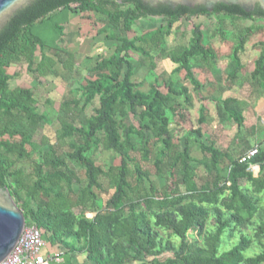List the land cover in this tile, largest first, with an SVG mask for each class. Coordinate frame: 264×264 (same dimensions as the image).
I'll use <instances>...</instances> for the list:
<instances>
[{
    "label": "trees",
    "instance_id": "trees-1",
    "mask_svg": "<svg viewBox=\"0 0 264 264\" xmlns=\"http://www.w3.org/2000/svg\"><path fill=\"white\" fill-rule=\"evenodd\" d=\"M92 13L105 18L107 29L98 34L109 31L105 40L116 41L115 50L108 57L97 56L76 96L60 104L65 116L58 118L54 140L44 137L37 144L32 131L45 115L31 88L12 87L16 73L9 68L26 64L29 72L47 76L57 62L47 55L54 49L70 56L71 69L73 55L61 50L58 42L65 36L70 14ZM60 14L64 19L54 23L51 40L35 32ZM213 15L223 16L214 35L226 40L229 34L232 40L228 57L233 67L227 81L236 85L250 37L264 30V10L258 4L246 12L223 3L208 11L203 5L152 7L141 0H35L0 31V186L9 189L26 224H34L46 242L66 253H85L93 264H264V143L250 162H241L250 148L234 154L232 145L224 149L202 139L207 106L198 97L203 84L195 69L212 72L217 67L214 49L204 43L203 25L193 26L188 45L165 47L177 22ZM146 17H161L164 22L137 33L135 25ZM224 17L233 24L253 23L239 28L234 24L229 30ZM255 47L258 55L250 80L264 89V40ZM131 53L141 55L152 70L147 89L141 88L146 81H133L136 66ZM160 57L172 62L171 73L183 74L184 80L179 84L172 77L159 80L155 69ZM196 100L200 103L196 127L177 138L172 125L188 122ZM213 101L225 120L236 125L235 140L241 138L247 130V103L235 97ZM193 147L201 158L192 155ZM32 152L39 153L33 172L15 170L16 163L29 159ZM102 152L111 153L119 163L98 164L91 154ZM224 160L228 163L222 170ZM194 164L203 168L204 177ZM250 164L259 167L257 175ZM164 172L171 183L160 190L152 175ZM102 180L109 196L103 194ZM236 234L231 248L221 251L223 236ZM256 244L260 252L246 256Z\"/></svg>",
    "mask_w": 264,
    "mask_h": 264
},
{
    "label": "rangeland",
    "instance_id": "rangeland-1",
    "mask_svg": "<svg viewBox=\"0 0 264 264\" xmlns=\"http://www.w3.org/2000/svg\"><path fill=\"white\" fill-rule=\"evenodd\" d=\"M65 14V13H64ZM64 14L58 15L53 20L55 22H47L41 28H46L48 31L42 33L41 28H35V32L43 37H47L51 40L56 34L53 29L54 23H60L64 18ZM223 18L220 16H198L189 19H182L174 26L173 33L166 39V46L168 49L177 46H185L190 43L191 34L190 31L196 24L203 25L204 29V43L214 49L217 57V67L213 71L207 69L196 68L195 74L203 84L200 90L199 99L205 102L207 109L205 111L207 124L204 126L203 140L209 139L215 141L218 146L226 149L232 145L236 150L235 153H241L242 151L255 146H260L264 143V89H261L257 84L252 83L250 80V72L254 68V61L258 55V49L255 44L258 41L264 40V30L252 35L247 43L246 51L242 54V61L244 69L242 76L236 82V85H232L227 81V74L232 69V62L228 55L232 47V40L228 34L226 40H221L214 35L215 26L217 21ZM225 28L234 29L251 25V20H237L233 24L229 19L225 18ZM164 20L161 17H146L138 21L135 25V31L137 33L144 32L149 29H153ZM107 22L105 18L95 14H89V16H82L78 18V21L73 24L68 23L64 33L65 36L58 42L61 50H66L69 54L73 55L72 68L68 69V56L63 51H56L52 49L47 53L53 59L57 60L51 73L47 76H37L34 73L28 71L26 64H18L9 68V72L14 74L15 78L11 81L12 87L31 88L34 91L35 97L38 102V109L45 115V120L37 130H33V141L40 144L44 137L54 140L55 133L60 127L59 117H64L65 114L60 111V104L64 101H69L76 96V88L78 85L83 84L85 79L90 75L91 68L94 65V60L97 56H110L115 50L116 41L105 40V35L109 33L98 34L100 30L107 29ZM50 29V30H49ZM40 32V33H39ZM230 33V32H229ZM135 34V32H133ZM132 33L130 35H133ZM132 58L136 66V73L133 77V81L141 83L146 81L141 86L142 89H147V82L152 80L151 72L147 61L139 54L131 53ZM36 61L40 60V52L36 54ZM157 68L155 73L159 75V80L172 79L179 84L183 81V74H172L171 71L175 67L172 62L167 58L156 59ZM231 90L228 92V90ZM227 94L239 95L242 99H246L249 105L245 108V118L247 130L242 134L241 138H236L237 128L231 121H226L215 107L213 100L217 98H223ZM78 96V95H77ZM47 100L49 102L47 103ZM258 101L260 105H258ZM199 101L196 100L195 107L191 108L188 112V122L182 126L172 125L173 132L176 129V137L187 136L189 130L196 127V120L198 118V106ZM82 115L78 117L81 120ZM129 120H126V124H129ZM175 128V129H174ZM174 133V134H175ZM235 140V141H234ZM135 143L139 146V141L135 139ZM43 150L47 147L43 146ZM192 155L195 158H201V153L193 147ZM39 153L32 152L31 157L22 162L16 163L15 170L21 169L26 174L33 172L34 163L38 160ZM91 157L100 165H109L111 163H119V159L113 157L109 152H102L97 154H91ZM227 160H224L220 166V169H225L227 166ZM197 170V174L200 177L205 176V172L202 167L194 164ZM253 173L258 174V168L255 167ZM83 175V172H81ZM153 181L157 184L160 190L165 189L170 183V177L168 172H164L161 175H152ZM176 179H180V176H176ZM104 196H109L110 192L107 186V182L102 180ZM77 186V185H76ZM91 217L92 214H88ZM250 235H253L252 230L247 231ZM238 234L229 238L223 236V243L220 245L221 251H226L231 248V245L237 240ZM225 238V239H224ZM257 245V244H256ZM252 246L246 252V256H253L260 252L257 246Z\"/></svg>",
    "mask_w": 264,
    "mask_h": 264
},
{
    "label": "water",
    "instance_id": "water-1",
    "mask_svg": "<svg viewBox=\"0 0 264 264\" xmlns=\"http://www.w3.org/2000/svg\"><path fill=\"white\" fill-rule=\"evenodd\" d=\"M35 0H0V31L10 18ZM123 0H119L122 2ZM143 4L156 7L165 4L171 8L178 5L194 7L203 5L212 11L217 3L239 5L246 12L254 10L258 4L264 10V0H141ZM26 219L22 210L17 206L7 187L0 186V263L12 252L19 241Z\"/></svg>",
    "mask_w": 264,
    "mask_h": 264
},
{
    "label": "built area",
    "instance_id": "built-area-1",
    "mask_svg": "<svg viewBox=\"0 0 264 264\" xmlns=\"http://www.w3.org/2000/svg\"><path fill=\"white\" fill-rule=\"evenodd\" d=\"M259 152V146L248 149L240 158L241 162H250ZM256 165L250 164V170L254 171ZM46 241L42 233L34 224H26L21 237L12 252L0 264H49L50 261L60 262L58 255L44 253Z\"/></svg>",
    "mask_w": 264,
    "mask_h": 264
},
{
    "label": "crops",
    "instance_id": "crops-1",
    "mask_svg": "<svg viewBox=\"0 0 264 264\" xmlns=\"http://www.w3.org/2000/svg\"><path fill=\"white\" fill-rule=\"evenodd\" d=\"M79 17L80 16H77V15H74V14H70L69 23L70 24H73V22L76 23L78 21V18ZM229 91H231V90L229 89L228 92ZM229 93H231V92H229ZM228 97L238 98V99H240L242 101H245L247 103V105H249V102L246 99H244V98L242 99L239 95L237 96V95H234V94H227L223 98H228ZM258 105H260V102L259 101H258ZM244 116H245V109H244ZM245 120H246V118H245ZM235 152L236 151H234L233 153L235 154ZM257 168H258V171H259V167L258 166H257ZM44 253L47 254V255L48 254L49 255L50 254L51 255H58L59 257H61V261L60 262L50 261L49 264H93V263L88 262L86 260V254L85 253H78V252H69V253H66L65 251L59 249L58 247L52 246L48 242H46V247L44 249Z\"/></svg>",
    "mask_w": 264,
    "mask_h": 264
}]
</instances>
